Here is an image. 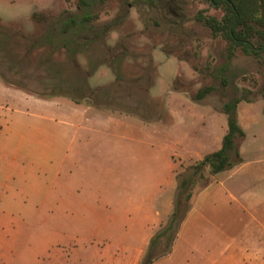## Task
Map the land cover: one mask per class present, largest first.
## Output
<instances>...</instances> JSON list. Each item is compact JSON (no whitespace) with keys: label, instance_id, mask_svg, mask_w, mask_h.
<instances>
[{"label":"rangeland","instance_id":"rangeland-1","mask_svg":"<svg viewBox=\"0 0 264 264\" xmlns=\"http://www.w3.org/2000/svg\"><path fill=\"white\" fill-rule=\"evenodd\" d=\"M201 10L222 17L206 0H106L65 34L83 15L78 0H0V264H133L145 209L155 235L179 216L155 248L165 252L187 197L212 178L195 167L221 146L228 98L195 96L219 87L211 72L223 65L227 97L253 91L237 108L240 154L263 172L251 188L264 190L263 76L240 50L226 63L227 42L195 21ZM129 175L136 182H113ZM119 187L144 204L121 230L116 217L134 205Z\"/></svg>","mask_w":264,"mask_h":264},{"label":"crops","instance_id":"crops-1","mask_svg":"<svg viewBox=\"0 0 264 264\" xmlns=\"http://www.w3.org/2000/svg\"><path fill=\"white\" fill-rule=\"evenodd\" d=\"M69 107L77 112L73 115L80 114L84 117L86 109L77 105ZM79 127L82 125L80 124ZM227 130L228 124L222 141ZM242 159V163L232 169L212 175L209 183L193 195L192 206L179 227L171 251L156 259L153 264H264V190L251 188V184L262 177L263 172L255 164ZM4 163L0 156V168ZM115 167H120L119 162ZM174 172V166L170 164L168 174L174 175ZM224 174L226 176L219 178ZM115 177L116 179L113 181L115 184L124 181H127L128 184L136 182L135 176ZM162 182L158 184L160 189ZM128 188L132 189V187ZM20 191L22 193V190ZM116 191L119 195L122 193L129 199V205H134L132 208L124 207L116 217L115 225L118 230H121L122 223L137 220L140 208L144 204L142 200L135 205L139 198L136 199L135 193L132 194L124 187H119ZM144 213L146 222L140 226V241L144 246L137 253L129 256V258H133V264L143 258L145 247L149 245L155 235L156 225L150 226L149 224L153 213L146 209ZM87 214L90 213L86 212ZM104 221V219L103 221L96 219L94 222H86L91 225H100ZM117 222L120 223V226ZM125 236L121 233L116 238L117 246H120V243L125 240ZM118 253H112L111 258H124L123 254L119 256Z\"/></svg>","mask_w":264,"mask_h":264},{"label":"trees","instance_id":"trees-1","mask_svg":"<svg viewBox=\"0 0 264 264\" xmlns=\"http://www.w3.org/2000/svg\"><path fill=\"white\" fill-rule=\"evenodd\" d=\"M105 2L106 0H78V8L83 12V15L80 20L73 17L69 18L64 23L63 33L67 34L71 30H78L80 26L93 22L98 18L97 6ZM206 2L211 7L221 10L222 17L209 15L207 11L201 10L195 16V21L210 29L214 38L222 37L227 42L226 50L222 53L226 63L231 62L238 50L247 56H253L257 60L259 73L263 76L260 94L264 98V0H206ZM226 66L223 65L211 72V75L219 80V87L205 86L195 96V100L201 101L211 93L218 91L222 97L228 98L222 108L227 116L228 130L223 138L221 148L200 160L196 164L195 172H199L207 166L210 168V173L215 175L232 169L243 161L240 154V144L245 139L246 134L239 125L237 108L242 101H253L251 98L253 91L244 89L238 94L235 93L236 95L233 94V97H227L229 79L223 75ZM187 198L190 200L192 196L189 195ZM178 217L171 221L165 231L159 232L153 237L144 256V264H153L156 259L171 251L172 243L185 216L181 219L167 250L160 254L156 252L155 248L159 240L174 229V223Z\"/></svg>","mask_w":264,"mask_h":264}]
</instances>
